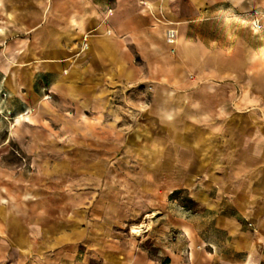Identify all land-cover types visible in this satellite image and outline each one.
Listing matches in <instances>:
<instances>
[{"label":"crops","instance_id":"1","mask_svg":"<svg viewBox=\"0 0 264 264\" xmlns=\"http://www.w3.org/2000/svg\"><path fill=\"white\" fill-rule=\"evenodd\" d=\"M261 11L0 0V264H264Z\"/></svg>","mask_w":264,"mask_h":264},{"label":"rangeland","instance_id":"2","mask_svg":"<svg viewBox=\"0 0 264 264\" xmlns=\"http://www.w3.org/2000/svg\"><path fill=\"white\" fill-rule=\"evenodd\" d=\"M12 123L14 122L11 121ZM8 153L6 156H4L3 161L4 163H10V164H24L26 161V158L14 147L13 144H11L10 148H7ZM149 220V218H143L139 223L132 224L129 226L130 230L133 232V228L137 227L138 224L144 225L146 221ZM134 234H137L136 232H133Z\"/></svg>","mask_w":264,"mask_h":264},{"label":"built area","instance_id":"3","mask_svg":"<svg viewBox=\"0 0 264 264\" xmlns=\"http://www.w3.org/2000/svg\"><path fill=\"white\" fill-rule=\"evenodd\" d=\"M261 17H264V11L254 13L251 20V26L253 29H259ZM165 38L167 43L173 45L175 43V30L173 28H168L165 32Z\"/></svg>","mask_w":264,"mask_h":264},{"label":"bare ground","instance_id":"4","mask_svg":"<svg viewBox=\"0 0 264 264\" xmlns=\"http://www.w3.org/2000/svg\"><path fill=\"white\" fill-rule=\"evenodd\" d=\"M134 232L138 234L140 232L139 228H136Z\"/></svg>","mask_w":264,"mask_h":264}]
</instances>
